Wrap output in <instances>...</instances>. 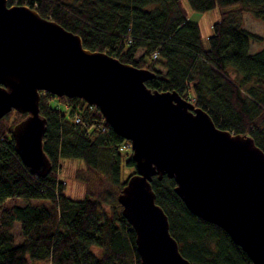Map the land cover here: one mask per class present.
<instances>
[{"label":"trees","instance_id":"1","mask_svg":"<svg viewBox=\"0 0 264 264\" xmlns=\"http://www.w3.org/2000/svg\"><path fill=\"white\" fill-rule=\"evenodd\" d=\"M185 1L195 12L220 10L206 45L182 0L7 3L30 6L79 35L87 49L153 70L147 87L176 91L216 126L249 135L264 152V39L242 24L244 12L264 20V0ZM254 40L263 45L250 52ZM38 106L45 119L42 148L51 164L44 176L32 173L14 150L11 129L24 114L12 109L0 117V264H141L134 230L116 199L128 177L122 166L134 173L129 141L78 97L41 91ZM62 159L82 162L74 173L85 186L82 197L65 193L58 178ZM150 184L179 252L191 264H252L222 228L185 207L172 178L154 175ZM16 197L25 202L5 204Z\"/></svg>","mask_w":264,"mask_h":264},{"label":"water","instance_id":"2","mask_svg":"<svg viewBox=\"0 0 264 264\" xmlns=\"http://www.w3.org/2000/svg\"><path fill=\"white\" fill-rule=\"evenodd\" d=\"M153 70L83 47L79 35L25 4L0 0V117L24 116L11 136L22 163L50 171L41 91L78 97L130 143L134 173L117 194L141 264H191L179 252L150 180L165 175L194 215L222 228L252 264H264V152L249 135L216 126L173 90L151 89Z\"/></svg>","mask_w":264,"mask_h":264},{"label":"rangeland","instance_id":"3","mask_svg":"<svg viewBox=\"0 0 264 264\" xmlns=\"http://www.w3.org/2000/svg\"><path fill=\"white\" fill-rule=\"evenodd\" d=\"M182 6L187 12V15L192 19L197 21L199 26L202 42L206 45V38L211 32V24L212 22L219 20L220 18V10L218 8H213L205 12H195L191 10L185 0H182ZM242 24L245 28L253 31L264 39V20H260L254 18L250 13L244 12L242 13ZM263 45L262 41H250L249 43V51L254 52L261 48ZM11 120L14 119V115H11ZM21 119V118H20ZM19 119V120H20ZM18 120V121H19ZM14 125V124H13ZM122 175L125 178L133 173L132 168L122 166ZM82 168V162L78 159H62L59 161L58 168V178L64 182L65 185V193L74 198L82 197L84 194V184L80 181H77L74 178V173L77 169ZM25 201L22 198H12L5 202L6 205L17 203L22 205ZM38 202H43L42 200ZM37 264H47V262H39Z\"/></svg>","mask_w":264,"mask_h":264},{"label":"built area","instance_id":"4","mask_svg":"<svg viewBox=\"0 0 264 264\" xmlns=\"http://www.w3.org/2000/svg\"><path fill=\"white\" fill-rule=\"evenodd\" d=\"M74 121L75 122H81V120H80V118L79 117H75L74 118ZM83 124H85V123H83ZM128 147V146H127ZM129 147H130V143H129ZM123 148V147H122ZM121 149V148H120Z\"/></svg>","mask_w":264,"mask_h":264}]
</instances>
